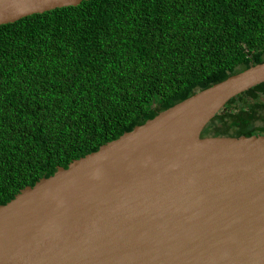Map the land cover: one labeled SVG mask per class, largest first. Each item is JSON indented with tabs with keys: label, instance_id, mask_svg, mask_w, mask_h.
I'll return each mask as SVG.
<instances>
[{
	"label": "trees",
	"instance_id": "16d2710c",
	"mask_svg": "<svg viewBox=\"0 0 264 264\" xmlns=\"http://www.w3.org/2000/svg\"><path fill=\"white\" fill-rule=\"evenodd\" d=\"M264 61V0H82L0 24V204ZM264 82L203 135L264 134Z\"/></svg>",
	"mask_w": 264,
	"mask_h": 264
},
{
	"label": "water",
	"instance_id": "95a60500",
	"mask_svg": "<svg viewBox=\"0 0 264 264\" xmlns=\"http://www.w3.org/2000/svg\"><path fill=\"white\" fill-rule=\"evenodd\" d=\"M81 1L0 0V24ZM260 82L264 61L25 185L0 204V264H264V134H202Z\"/></svg>",
	"mask_w": 264,
	"mask_h": 264
},
{
	"label": "rangeland",
	"instance_id": "374dc122",
	"mask_svg": "<svg viewBox=\"0 0 264 264\" xmlns=\"http://www.w3.org/2000/svg\"><path fill=\"white\" fill-rule=\"evenodd\" d=\"M263 123H264L263 120H257V121H256V124H258V125L263 124Z\"/></svg>",
	"mask_w": 264,
	"mask_h": 264
},
{
	"label": "bare ground",
	"instance_id": "6f19581e",
	"mask_svg": "<svg viewBox=\"0 0 264 264\" xmlns=\"http://www.w3.org/2000/svg\"><path fill=\"white\" fill-rule=\"evenodd\" d=\"M227 256V255H226ZM228 257V256H227ZM216 261H219V260H216Z\"/></svg>",
	"mask_w": 264,
	"mask_h": 264
}]
</instances>
